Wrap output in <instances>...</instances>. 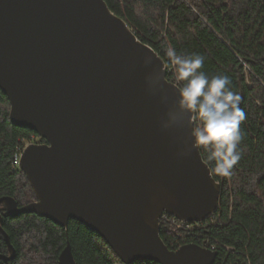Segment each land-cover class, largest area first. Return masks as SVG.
<instances>
[{"label":"water","instance_id":"95a60500","mask_svg":"<svg viewBox=\"0 0 264 264\" xmlns=\"http://www.w3.org/2000/svg\"><path fill=\"white\" fill-rule=\"evenodd\" d=\"M162 63L104 0H0V89L10 120L46 141L30 144L19 164L36 201L0 198L8 246L0 260L16 257L4 218L36 214L65 229L79 221L125 264H214L217 252L170 249L161 237L165 214L203 223L221 195L201 150L178 155L189 130L160 127L166 106L145 77ZM165 80L170 103L176 85ZM59 264H77L69 242Z\"/></svg>","mask_w":264,"mask_h":264},{"label":"trees","instance_id":"16d2710c","mask_svg":"<svg viewBox=\"0 0 264 264\" xmlns=\"http://www.w3.org/2000/svg\"><path fill=\"white\" fill-rule=\"evenodd\" d=\"M104 1L165 63L164 52L173 47L178 53L203 55V71L209 75L230 77L246 114L240 125L241 159L228 177L212 173L221 184L216 222L197 228L182 245L200 246L201 238L196 237L200 234L217 245L214 264H264V0ZM167 78L174 83L171 70ZM10 111L9 99L0 89V198L12 197L23 207L36 197L25 173L15 168V156L25 143L46 141L15 126ZM201 152L207 163L206 152ZM172 219L164 215L161 237L177 250L181 241L171 234ZM3 227L16 257L0 264H59L68 242L77 264H125L100 235L77 220L65 229L36 214H24L4 218ZM0 254H8L2 235Z\"/></svg>","mask_w":264,"mask_h":264},{"label":"clouds","instance_id":"9594fccd","mask_svg":"<svg viewBox=\"0 0 264 264\" xmlns=\"http://www.w3.org/2000/svg\"><path fill=\"white\" fill-rule=\"evenodd\" d=\"M166 63L151 67L146 75V89L159 94L166 106L160 121L162 130L188 129L190 143L182 142L178 155L188 156L192 150L206 152L211 173L228 177L241 159L239 145L243 139L240 125L246 114L240 105V96L232 90V81L223 74L209 75L203 71L205 57L199 53H178L173 47L164 52ZM154 57L144 59L145 66L153 65ZM174 75L175 100L171 99L165 74Z\"/></svg>","mask_w":264,"mask_h":264},{"label":"built area","instance_id":"2783aa9c","mask_svg":"<svg viewBox=\"0 0 264 264\" xmlns=\"http://www.w3.org/2000/svg\"><path fill=\"white\" fill-rule=\"evenodd\" d=\"M29 144L30 143H25L24 147L20 150V152H18V154H16V156H15V165L18 166L20 164V160H21V157L23 155V152L28 147ZM163 219H164V217H163ZM163 219L161 221V224L163 222ZM215 222H216V218H215V213H214L205 222L199 223V224H196V223H192L191 224L189 222H182L181 220H178V219L173 217L170 226H171V229H172V234L174 236H177L183 230L191 232V231H194L197 228L207 229L208 227L213 226L215 224ZM196 237L202 238V236L200 234H197ZM180 241H181V245L177 249L181 248L182 246L187 245V244L182 245L183 243L187 242L186 239H181ZM205 245L207 247H210L212 250H217V245L212 244L210 239L205 241Z\"/></svg>","mask_w":264,"mask_h":264},{"label":"bare ground","instance_id":"6f19581e","mask_svg":"<svg viewBox=\"0 0 264 264\" xmlns=\"http://www.w3.org/2000/svg\"><path fill=\"white\" fill-rule=\"evenodd\" d=\"M30 144H35V143H30ZM29 144V145H30ZM28 145V146H29ZM15 168H17V169H19L20 170V165H16L15 166ZM182 222H185V221H182ZM205 222V221H204ZM192 224V223H191ZM196 224H199V223H196ZM171 234H172V229H171ZM196 235V229L194 230V231H191V232H188V231H185V230H183L182 232H180L177 236H175L176 238H178V240H181V239H187V238H189L191 235ZM173 235V234H172ZM202 236V235H201ZM204 237L202 236V238L200 239L201 241V247L202 248H205V249H208V250H210V251H212V252H216V250H212L210 247H207L206 245H205V241L206 240H208V239H203ZM3 255H5V254H3ZM7 255V254H6Z\"/></svg>","mask_w":264,"mask_h":264}]
</instances>
